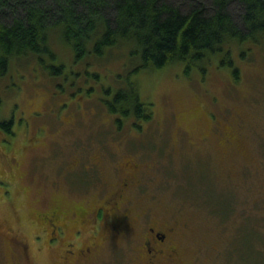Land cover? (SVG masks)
Wrapping results in <instances>:
<instances>
[{
    "label": "rangeland",
    "instance_id": "rangeland-1",
    "mask_svg": "<svg viewBox=\"0 0 264 264\" xmlns=\"http://www.w3.org/2000/svg\"><path fill=\"white\" fill-rule=\"evenodd\" d=\"M128 48L86 65L71 50L61 54L58 61L77 74L64 90L36 60L16 66L0 85V119L13 120L14 131L0 127V264H140L139 229L151 222L175 227L179 264H264V53L254 47L250 58L236 62L238 83L217 61L205 74L186 75L183 64L141 71L140 95L153 104V118L138 121V131L132 118L113 124L103 102L113 73L133 66ZM94 69L103 74L99 83L85 73ZM89 86L97 88L88 92ZM139 150L147 152L140 157ZM94 155L101 156L104 176L90 178L111 183V190L124 178L115 169L126 158L143 165L141 187L122 208L139 223L123 233L135 241L105 240L74 225L54 231V239L38 218L56 201L69 209L103 199L106 189L82 187L78 179ZM70 241L76 248L85 243L84 256H69Z\"/></svg>",
    "mask_w": 264,
    "mask_h": 264
},
{
    "label": "trees",
    "instance_id": "trees-1",
    "mask_svg": "<svg viewBox=\"0 0 264 264\" xmlns=\"http://www.w3.org/2000/svg\"><path fill=\"white\" fill-rule=\"evenodd\" d=\"M127 46L129 64L133 66H124L123 73H113L114 87L104 88L103 102L113 124L121 127L132 118V125L142 131L138 121L152 120L153 104L141 98V71L183 64L186 75L194 69L205 74L217 61L219 67H230L232 81L238 83L241 69L236 62L250 58L254 47L264 53V0H0V85L12 77L16 66L25 67L29 60H36L48 78L55 80L56 87L64 90L77 79L58 61L61 54L71 50L75 62L86 65L89 60L106 61L115 48ZM85 73L97 83L103 75L95 69ZM96 88L89 86L87 91ZM2 104L0 97V110ZM12 124L13 120L0 119L6 134L14 133ZM147 141L150 143L152 138ZM162 147L157 149L162 151ZM139 151L140 157L147 152ZM96 159L83 161V176L78 179L82 187L92 189L96 185L102 194L107 190L98 204L80 203L68 209L56 201L50 211L38 213L45 220L56 218L60 232L73 225L77 229L89 225L102 232L126 227L122 208L134 200L136 189L141 187L143 165L132 157L137 163L134 184H118L120 188L111 190V183L101 180L97 184L90 178L104 176ZM208 191L204 189L209 200ZM70 211L75 213L70 215ZM177 259L179 264L178 253Z\"/></svg>",
    "mask_w": 264,
    "mask_h": 264
},
{
    "label": "flooded vegetation",
    "instance_id": "flooded-vegetation-1",
    "mask_svg": "<svg viewBox=\"0 0 264 264\" xmlns=\"http://www.w3.org/2000/svg\"><path fill=\"white\" fill-rule=\"evenodd\" d=\"M95 158V157H94ZM92 161V157L89 156V158ZM101 157L98 156L97 163H101ZM125 165L124 167L120 166L118 169H115L116 166H114L115 171L116 170H120L123 169V174H124V178L121 181L120 185L124 186V185H128V184H134L135 181V172H137V170H135V167L137 165L136 162H133L132 159L130 158H126V160L124 161ZM122 167V168H121ZM133 168L134 172L130 171V168ZM101 171L103 172L102 169V165L100 164V168ZM104 174V173H103ZM116 174H120L122 176V173H117ZM75 207V206H74ZM129 209H127L128 211ZM71 214L73 215L75 213V211H70ZM125 214L124 220L126 223V227L124 228H110L108 231H99L93 229V228H89V225H87L86 227H81L79 229H77L76 231H83L84 229H89V230H94V232L98 235L101 236L102 239L108 240V239H114L113 237L116 236V238H120L124 240H133L132 235L129 232H126L124 235V231L128 230L129 227L130 228H138L139 223H137L136 219L132 216H130L129 214H127V212H123ZM122 213V214H123ZM117 216H120L121 212L117 211L116 212ZM52 215V213H51ZM44 217L48 215L43 214ZM39 220L41 221H46L47 224L50 225V227L53 229V231H50L51 234H53L54 239H57L56 234L54 233V231H59L60 232V226L57 225V219L56 218H52V220H45L43 218H41L40 216H38ZM89 218V216H88ZM84 223V222H83ZM92 225H95L94 223H90ZM96 227V226H95ZM139 229V228H138ZM76 231L74 232V234H76ZM100 232V233H98ZM49 233V234H50ZM94 233V234H95ZM50 234V235H51ZM139 234H140V248L137 250L138 251V257L136 259V261L140 264H176V262H178L177 260V253H178V242L176 240H178V236H176V231H175V227L165 223L161 226H157L155 223L151 222V224H146L143 226V228L140 230L139 229ZM123 235V236H122ZM98 237H91L90 241L92 244H96L95 241L97 240ZM68 247H72V249L67 250L66 252L69 254L70 257H76L78 258V256L83 255L84 256V252L85 249H83V245H80L78 248L74 247L73 241L67 242L66 243ZM130 244V243H129ZM86 249L90 252V248H88L86 246ZM86 255V254H85ZM89 256V255H88Z\"/></svg>",
    "mask_w": 264,
    "mask_h": 264
}]
</instances>
